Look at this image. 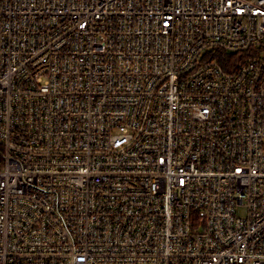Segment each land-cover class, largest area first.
Masks as SVG:
<instances>
[{"label": "built area", "instance_id": "built-area-1", "mask_svg": "<svg viewBox=\"0 0 264 264\" xmlns=\"http://www.w3.org/2000/svg\"><path fill=\"white\" fill-rule=\"evenodd\" d=\"M0 264H264V0H0Z\"/></svg>", "mask_w": 264, "mask_h": 264}]
</instances>
